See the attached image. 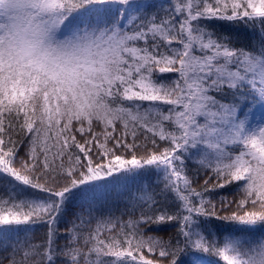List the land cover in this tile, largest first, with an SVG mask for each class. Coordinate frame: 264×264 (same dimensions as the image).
Masks as SVG:
<instances>
[{
    "label": "snow or ice",
    "instance_id": "snow-or-ice-1",
    "mask_svg": "<svg viewBox=\"0 0 264 264\" xmlns=\"http://www.w3.org/2000/svg\"><path fill=\"white\" fill-rule=\"evenodd\" d=\"M240 25H259L258 49L235 46ZM141 171L158 192L119 216L95 206L109 177ZM232 184L221 216L204 193ZM0 251V264H264V0H0Z\"/></svg>",
    "mask_w": 264,
    "mask_h": 264
},
{
    "label": "trees",
    "instance_id": "trees-1",
    "mask_svg": "<svg viewBox=\"0 0 264 264\" xmlns=\"http://www.w3.org/2000/svg\"><path fill=\"white\" fill-rule=\"evenodd\" d=\"M153 2L157 5H165L168 6L170 2H174V0H153ZM209 25L217 26L215 31L221 33L224 31L223 28L218 27L219 25L225 24L223 21H208ZM261 32L259 25L255 28L245 27L240 25L239 29L233 33L235 39V46L237 48L243 47L248 50L258 49L261 43ZM166 75H174V74H166ZM21 154L23 151L21 150ZM86 163V161H85ZM188 172L190 175L194 174V170L197 167L193 162H188ZM211 173H209V176ZM209 177L204 174V170L200 171V174L197 178V182L193 185L198 191H202L205 187L204 181ZM103 183V182H102ZM214 183V178L209 182L207 187L211 188ZM162 185H158L156 182V177L151 172H143L141 171L140 175H132L129 174L126 178H108V182L104 184L102 189V193L100 196L96 197V207L100 208L105 214L113 213L116 216H119L122 211H124L125 205L128 202L129 196L131 194H139L141 190H146L148 192H158L159 187ZM28 191H34L29 189ZM205 197L210 198L215 204L217 211L221 216L230 215L232 211L236 210V203L234 201H238L240 199V195L237 193L235 184L229 185L223 189H215L211 192H205ZM159 198V197H158ZM226 201L225 205L221 204V199ZM79 208H70L69 216L67 219H72L71 213L79 211ZM127 219V216L124 217ZM94 226V225H93ZM209 226L217 234H223L227 231H231L232 226L222 220H217L215 218H211L209 222ZM23 227V226H20ZM61 228H64L65 225H60ZM34 233L37 237H39L44 231V227L40 225L34 226ZM174 231V230H173ZM160 235L167 238L169 235L168 231H164L159 233ZM248 234V233H243ZM23 235V233H21ZM107 233H105V236ZM0 255H3L2 251H0ZM204 256L206 264H223V262L211 254H201Z\"/></svg>",
    "mask_w": 264,
    "mask_h": 264
}]
</instances>
